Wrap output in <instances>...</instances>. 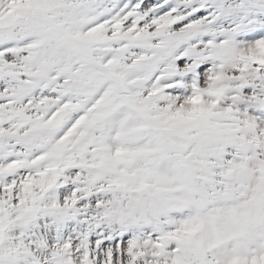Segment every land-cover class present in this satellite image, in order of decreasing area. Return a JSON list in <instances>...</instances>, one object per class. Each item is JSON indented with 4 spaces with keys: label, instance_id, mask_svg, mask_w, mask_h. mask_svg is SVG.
<instances>
[{
    "label": "snow or ice",
    "instance_id": "1",
    "mask_svg": "<svg viewBox=\"0 0 264 264\" xmlns=\"http://www.w3.org/2000/svg\"><path fill=\"white\" fill-rule=\"evenodd\" d=\"M0 264H264V0H0Z\"/></svg>",
    "mask_w": 264,
    "mask_h": 264
}]
</instances>
